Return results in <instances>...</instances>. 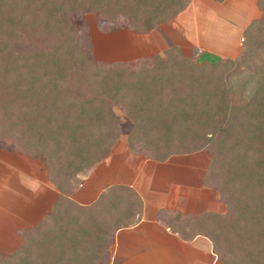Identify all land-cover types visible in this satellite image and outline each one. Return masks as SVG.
I'll return each mask as SVG.
<instances>
[{"label": "trees", "instance_id": "obj_1", "mask_svg": "<svg viewBox=\"0 0 264 264\" xmlns=\"http://www.w3.org/2000/svg\"><path fill=\"white\" fill-rule=\"evenodd\" d=\"M189 1L0 0V147L42 158L59 190L0 264H98L112 230L136 219L142 200L129 185L110 184L88 204L68 196L78 172L102 161L120 136L114 102L132 124L126 144L135 153L165 161L211 151L203 182L225 210L161 209L167 224L185 238L206 236L225 264H264V0H255L262 16L243 29L239 52L200 64L197 46L189 56L173 45L150 66L99 65L71 18L83 10L121 16L149 32Z\"/></svg>", "mask_w": 264, "mask_h": 264}, {"label": "crops", "instance_id": "obj_2", "mask_svg": "<svg viewBox=\"0 0 264 264\" xmlns=\"http://www.w3.org/2000/svg\"><path fill=\"white\" fill-rule=\"evenodd\" d=\"M198 1L190 0L184 10L193 5L195 7ZM237 1L239 0H211L214 4H224L230 9H234V2ZM251 3L256 11L255 0H251ZM184 10L151 32L159 31L167 23H172ZM252 17L255 19L256 16ZM252 17H248L242 27L231 21H227L228 24L221 22L213 26V31L220 35V39L217 38L218 46L225 42L222 44L226 46L224 57L235 56L239 47L236 38L229 39L227 34L235 31L239 33L238 39L242 37V31L253 20ZM210 38L203 44L194 43L193 46H197L201 52L204 49L209 51L211 47H216V40ZM175 45L183 49L180 44ZM119 138L102 161L77 174V182H80V185L76 183L68 193L76 202L88 204L105 187L118 183L133 187L142 200L141 211L136 215V219L112 230L106 261H100L98 264H225L213 251L211 241L206 236L198 234L185 238L167 224L161 213V209L182 215H198L204 210H221L222 203L217 191L204 185L205 167L209 161L205 164L200 162L198 156L201 151L173 155L165 161H157L131 150L126 144V137L127 151L124 154L129 158L126 175H132L128 178L122 177L127 178L124 180L115 177L113 179V175L111 176L105 167L104 172L111 176L110 181H104L98 187L90 185L84 188L92 171L114 154ZM6 153L14 156L0 157V253L5 254L19 247L23 240L22 233L50 212L59 193L50 180L43 161L18 152ZM16 154H21L29 160L26 168L16 162ZM208 204H213L214 207Z\"/></svg>", "mask_w": 264, "mask_h": 264}, {"label": "rangeland", "instance_id": "obj_3", "mask_svg": "<svg viewBox=\"0 0 264 264\" xmlns=\"http://www.w3.org/2000/svg\"><path fill=\"white\" fill-rule=\"evenodd\" d=\"M234 3V9H230L227 5H217L211 2V0H199L198 4H195V7L193 5L190 8H187L182 14L174 19L172 23H167L166 26L159 31L155 30L154 32H151L152 30L149 32L135 30L134 28L129 27L126 20L121 16L117 17L115 21H110L99 19L95 12L87 10L74 12L71 18L77 27L78 42L83 49H87L90 53V59L99 65L109 66L114 61L124 62L129 64L132 68L138 67L140 63L150 66L152 63L157 64L160 62L158 60L164 56V51L168 46L170 47L175 44H180L183 47L182 52L185 55H189L194 48V43L203 44L206 39H209V37H211L210 39L214 38V40H216V47H211L209 51L204 49L202 52L199 49V52L193 57V60H196L197 63L200 64L202 62H213L215 60L222 61L224 59L226 60V58L233 57H224L226 46L224 47L223 45L225 42L223 41V45L220 44L218 46L217 42L219 41L217 40L220 39L218 37L220 35L213 31L215 29L213 28L214 25L221 22L228 24L227 21H231L232 23H238L239 26L242 27L246 24L248 17L251 18L252 16H256L255 18H257L262 16L258 9L254 11L251 0H239ZM252 18L254 19V17ZM228 28L233 29L234 27ZM238 34L239 33L235 31L227 34L229 39L236 38L235 40L239 46L236 50L237 53L243 43L242 37L238 39ZM112 108V113H114L121 128L118 147L114 154L110 155L105 162L92 171L93 173L87 178L84 188L90 185L98 187L100 183L110 181L112 175L113 179L115 177L116 179L120 178L123 180L132 175V173L126 175L129 158L124 154L125 151H127L125 138L131 131L132 124L130 120L124 116L122 104L114 102ZM3 145L9 146L10 142L9 144L6 142ZM0 150L2 151H0V157L2 155L14 156L12 154H7L6 152L15 151H7L2 147H0ZM15 157H17L18 160H16V162L20 164V166H25V168L28 166L27 161L29 160L24 158L25 156L16 154ZM198 157H200V162L205 164L210 160L211 151H201L200 156ZM39 159L43 161L42 158ZM95 165L96 164L93 166ZM105 167H107L106 170L109 171L111 176L104 172ZM83 171L85 170L79 171L78 174ZM77 185H80V182L79 184L77 182ZM221 203V210L219 211H224L226 206L222 201ZM208 205L214 207L213 204ZM8 253L10 252H6V254Z\"/></svg>", "mask_w": 264, "mask_h": 264}]
</instances>
